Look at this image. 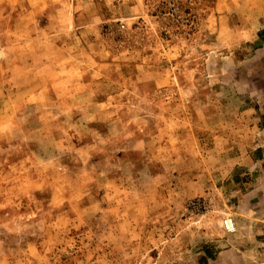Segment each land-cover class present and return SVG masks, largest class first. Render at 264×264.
Returning <instances> with one entry per match:
<instances>
[{"label": "rangeland", "instance_id": "obj_1", "mask_svg": "<svg viewBox=\"0 0 264 264\" xmlns=\"http://www.w3.org/2000/svg\"><path fill=\"white\" fill-rule=\"evenodd\" d=\"M253 154L264 0H0V264H264Z\"/></svg>", "mask_w": 264, "mask_h": 264}, {"label": "crops", "instance_id": "obj_2", "mask_svg": "<svg viewBox=\"0 0 264 264\" xmlns=\"http://www.w3.org/2000/svg\"><path fill=\"white\" fill-rule=\"evenodd\" d=\"M257 151L258 152H254V153H259V150H257ZM253 159H254V160H252L253 163H256L257 161H261V162L263 161L264 162V159L260 158L259 155L257 156V154L256 155L253 154ZM238 165H242V164H238ZM239 167H241V166H236L235 169L236 170H242L243 172L240 173V174H245V175L251 174V172H250L251 168H246L245 169V168H239ZM235 174H237V172ZM235 176H238V174L235 175ZM246 178L247 177H245V179ZM203 255H204L205 258L207 257L211 261H214V260L217 259L218 261L223 262L222 264H229L232 261L233 251L230 248L221 249V250H218V251H212L210 248L206 247L205 250H204V254Z\"/></svg>", "mask_w": 264, "mask_h": 264}, {"label": "built area", "instance_id": "obj_3", "mask_svg": "<svg viewBox=\"0 0 264 264\" xmlns=\"http://www.w3.org/2000/svg\"><path fill=\"white\" fill-rule=\"evenodd\" d=\"M221 226L225 232L232 233L237 229V223L233 216L226 215L221 219Z\"/></svg>", "mask_w": 264, "mask_h": 264}]
</instances>
